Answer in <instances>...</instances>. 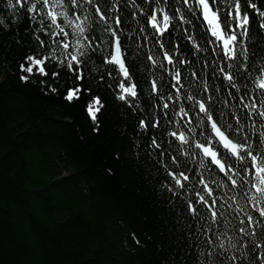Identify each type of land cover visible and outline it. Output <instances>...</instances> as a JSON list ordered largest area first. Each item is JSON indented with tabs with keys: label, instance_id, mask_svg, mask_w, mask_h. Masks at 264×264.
Here are the masks:
<instances>
[{
	"label": "trees",
	"instance_id": "trees-1",
	"mask_svg": "<svg viewBox=\"0 0 264 264\" xmlns=\"http://www.w3.org/2000/svg\"><path fill=\"white\" fill-rule=\"evenodd\" d=\"M254 2L264 9V0ZM112 4L119 11L109 10V16L122 18L124 38H133L128 40L131 49L139 45V56L134 59L142 61L150 51L158 50L154 42L164 38L152 35L150 27L141 31L147 23L146 14L158 5L147 0H135V6L133 0H106L104 7L108 9ZM159 6L169 15L176 14L175 30L168 42L179 44V57L193 62L182 69L189 74L196 70L203 78L197 82L189 75L187 90L198 94L208 81L213 87H223L217 99L227 97L229 89L219 68L231 62L224 60L223 53L211 43L214 38L195 0H191L195 9L191 12L182 0H168L167 4L162 0ZM217 7L226 10L228 5L218 3ZM248 11L249 34L240 39L248 49L249 66L256 76L264 67V30L258 26L260 18L251 9ZM180 15L190 23L180 21ZM0 18L5 22L0 26V264H207L206 234L200 228L207 225L186 211L187 202L194 200L200 190L196 184L199 177L193 176L189 189L181 192L165 171L166 165L169 171L191 176L198 164L180 155V146L170 137L157 135L160 131L184 129L177 125L148 130L139 127L141 119L159 118V110L148 107L154 100L147 81L164 75L161 83L167 95V73L141 63L136 72L139 96L135 107L118 99L121 78L108 75L110 66L102 65L96 57L87 63L84 81H73L55 61L47 62L45 71L61 72L60 77L40 75L36 67L28 74L20 70L21 64L29 66L25 58L51 55L55 45L38 47L36 35L48 40L36 32L39 17L29 23L24 11L14 14L6 0H0ZM96 19L93 17L89 32L100 37L97 43L103 45L106 34L100 31ZM189 36L201 46L200 51L193 47ZM21 76H28V81H22ZM244 83L249 85L257 105L264 103L251 79ZM75 84L88 90L79 100L69 102L64 97ZM94 96L103 104L95 123L86 111ZM232 103L235 105V101ZM224 110L227 113L232 109ZM153 136L163 142V157L151 145ZM172 156H177L180 163L173 164ZM205 175L212 178L214 174ZM169 189L179 192V196ZM224 191L216 189L217 195ZM246 191L247 184L229 193L237 196L234 208L246 205L242 195ZM202 213L206 215V210ZM241 218L236 211H226L219 230L228 232L234 242H243L238 231ZM255 231L258 236L251 239L261 242L264 237L259 233L264 228ZM244 251L241 249L240 254ZM250 260L247 258L245 264Z\"/></svg>",
	"mask_w": 264,
	"mask_h": 264
},
{
	"label": "snow or ice",
	"instance_id": "snow-or-ice-1",
	"mask_svg": "<svg viewBox=\"0 0 264 264\" xmlns=\"http://www.w3.org/2000/svg\"><path fill=\"white\" fill-rule=\"evenodd\" d=\"M104 2L106 0H6L9 10L14 14L18 10H23L29 18V23L36 22L39 17L36 32L46 35L48 40L36 35L38 47L49 48L55 45L51 55L27 56L25 59L29 66L21 64L20 70L32 74L33 68L36 67L40 75L50 79L57 78L62 75L61 72L53 71L50 74L45 71L47 62L55 61L57 66L65 68L71 74L73 81H84L87 76L84 69L88 61L96 57L100 59L102 65L110 66L108 75L115 74L121 78L118 99L133 107L138 104L139 81L136 79V72L140 69L141 63L145 67L156 68L161 73L166 72L169 78L167 95L163 92L165 85L161 83V80L165 79L164 75L147 81L150 96L154 100V104L150 103L148 107L153 111L158 109L159 118L148 121L141 119L139 127L148 130L164 129L165 125H177L184 129L183 131L169 129L166 132L160 131L157 135L170 137L180 146L177 149L180 155L198 164V170H191V176L185 172L169 171L166 165L165 171L181 192L189 189L193 176L199 177L196 184L200 186V190L196 192L194 200L187 202L186 211L197 222L204 220L207 225L206 228L204 225L200 226L206 234L204 244L208 247L206 255L210 258L207 264L216 262L245 264L249 257H251L249 264H264V239L261 242L251 239L258 236L255 229L264 228V110H261L264 103L258 106L248 91L249 85L244 83L245 80L251 79L257 95L264 99V67L258 70L256 76L252 75L248 49L242 46L240 39L249 34L251 20L248 9L260 18L258 26L264 30V9L254 0H245L243 5L241 0H195L210 36L214 38L211 43L216 44V48L223 53L224 60L231 62L219 68L221 78L226 81L229 89L228 96L220 100L217 97L224 90L223 87H213L208 81H204L198 94L187 90L185 81L189 75L197 82L203 78L196 70L189 74L182 69L181 66L193 62L179 57L181 47L179 44L173 45L168 42V37H171L172 31L175 30L173 20L176 14L169 15L164 7L159 6L162 0H147L158 7L146 14L147 23L141 31H146L150 27L154 30L152 35L164 39H157L154 47L158 45V50L150 51L142 61L134 59L139 56V45L133 50L128 44V40L133 38L131 36L124 38L122 18L119 15L110 17L108 14L109 10H119L115 8V4L106 9ZM182 2L188 6V11H195L191 7V0ZM116 3H119V0H116ZM163 3L167 4L168 0H163ZM218 3L227 4V9L218 8ZM133 5L135 6V0ZM179 11L180 9H177V12ZM93 17L97 18L95 22L100 31L106 34L103 45L97 43L100 37L89 32ZM179 19L184 23H190L183 15H180ZM4 23L0 18V26ZM188 39L197 51L201 50V46L196 44L193 37L189 36ZM237 77L240 83L237 82ZM20 79L27 82L28 76H21ZM87 90L86 87L75 84L67 89L64 98L69 102L79 100L82 92ZM102 107L98 96L90 99L86 111L94 123ZM225 108L232 110L226 113ZM176 117L179 119H175ZM197 128L200 129L199 132ZM151 145L154 149L160 150L158 156H164L163 142H158L156 136L151 138ZM170 158L173 164L180 163L177 156ZM205 173L214 175L209 178ZM247 177L251 179H246ZM246 184L248 191L242 195L247 203L245 206L234 208L238 203L237 196L229 193L244 189ZM217 188L226 191L223 195H217ZM179 194L173 191V195ZM202 210H206V215ZM228 210L242 214L241 227L238 231L243 242H234L228 232L219 230V225ZM259 236L264 237V232L259 233ZM241 249L245 250L242 255Z\"/></svg>",
	"mask_w": 264,
	"mask_h": 264
}]
</instances>
